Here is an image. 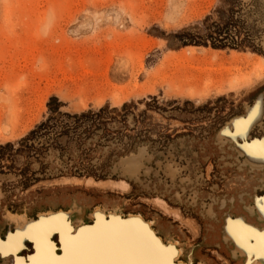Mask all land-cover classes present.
Listing matches in <instances>:
<instances>
[{
  "label": "rangeland",
  "instance_id": "obj_1",
  "mask_svg": "<svg viewBox=\"0 0 264 264\" xmlns=\"http://www.w3.org/2000/svg\"><path fill=\"white\" fill-rule=\"evenodd\" d=\"M214 22L238 23L231 24V31L239 48H214L210 41L169 45L170 34L205 42L182 29L199 26L195 35L204 34ZM254 38L260 40L257 46ZM263 87L264 0H0V147L19 151L37 133L47 137L48 133L40 135L45 126L59 127L62 123L53 121L56 115L97 113L105 106L113 117L137 115L139 124L132 134L143 130L147 135L101 139L105 148L97 144L100 135H96L86 142L96 147L92 157L103 164L113 150L114 163L140 141L161 157L159 167L149 162V172L143 173L154 180L130 179L112 169L132 184L120 180L111 182L113 186L24 187L18 178L0 175V234L8 227L12 230L11 224L28 221L20 213L35 217L78 205L76 222L83 209L114 210L119 203L115 199L121 196L129 205L116 211L139 212L156 220L158 231L166 234L170 228L158 214L180 225L194 244L205 232L208 243L203 251L222 264H232L231 245L223 237L224 220L233 214L252 216L249 203L256 191L262 193L258 186L262 182L232 144L221 147L215 136L225 120L240 112V104L251 101ZM51 96L58 97L57 112L48 105ZM173 109L182 114H166ZM127 122L134 125L132 115ZM110 127L124 128L117 123ZM252 135H264V120ZM46 139L47 144L54 142ZM59 141L65 144L67 137ZM75 146L73 140L68 150L51 148L41 160L52 168L62 166L69 156H79ZM159 147L162 150L157 151ZM145 155L141 150L120 166L132 176L142 168ZM168 166L178 169L177 177L166 175ZM24 236L15 228L6 242L0 239L3 264H19L14 255ZM220 243L228 256L214 246ZM182 246L187 248V242Z\"/></svg>",
  "mask_w": 264,
  "mask_h": 264
},
{
  "label": "water",
  "instance_id": "obj_2",
  "mask_svg": "<svg viewBox=\"0 0 264 264\" xmlns=\"http://www.w3.org/2000/svg\"><path fill=\"white\" fill-rule=\"evenodd\" d=\"M200 30L199 26H188L182 29L183 32H198ZM167 39L169 40V45L171 47L182 46V40L176 34H170ZM254 44L258 45L260 40L255 41ZM256 45V46H257ZM263 95L264 103V87L261 90ZM257 97V96H256ZM255 97V98H256ZM255 98L251 99L249 102H242L240 104V112L234 113L227 120L221 124V127L218 129L222 130L229 122L234 118L246 119L247 112L250 108L254 106ZM254 102V103H253ZM264 109V105H263ZM168 115H181V111L178 109L166 111ZM132 113H129V116ZM264 114L261 117L259 122H256L252 127L246 132L245 140H237L239 145L244 143L250 144L255 139L261 140L264 138V135L261 137H256L252 135V132L258 127H263ZM241 162L240 158L238 159ZM262 190L261 194H258L257 191L254 193V199L249 203V209L253 214H257V209L255 208V202L257 197L264 196V182L258 185ZM115 200H118L117 206L114 210H110L108 207L105 209L101 206H94L90 210H81L79 216L75 223L74 216L71 214V223L69 227L70 231L62 233L58 229H53V231L48 235L45 234L43 237V246L39 249L38 255H36V247L34 241L29 238H25L17 254L14 255V259L19 264H152L154 261H166L167 264H222L216 258L211 257L208 253L203 251L204 245L208 242L206 233H203L202 239L200 242L194 244L191 242V238L182 229L178 224H175L174 221L164 220L162 216L155 214L162 222L169 226V230L166 234L158 231V227L155 226L154 220L145 217L139 212H128L124 213L123 211H116L120 208L122 204L129 205V200L118 196ZM206 205V209L210 208L209 203L206 201L202 202ZM87 207L86 205L83 207ZM99 209V211H104L103 214L107 217L102 216V220L97 222L96 218L93 216V213ZM69 212L71 209H62L58 208L56 210H47L49 211H60ZM46 212H39L35 217L28 216L26 213H20L18 215L24 214L27 218L38 221L40 219V214ZM115 212V220H111L110 213ZM151 216L154 217V214L150 211ZM16 213H11L14 215ZM131 214H140L143 217V222L152 221V228L148 227L139 221L128 220ZM232 220L235 219V215L231 217ZM70 221V219H68ZM96 224V225H95ZM72 225V226H71ZM152 229L154 230L152 233ZM13 234L15 228L12 230L7 228L6 232L0 234L1 241H5L7 234ZM173 233L178 237L183 238V241H178L174 238ZM158 237H161L159 240ZM149 242L155 241L158 242V245L163 250L158 256H153L144 253L141 251L144 240ZM187 242V248H183L182 244ZM170 245L173 246L174 250L170 249ZM220 245V246H219ZM219 245L214 244L216 249L219 252H222L224 255H227L226 248L222 243ZM221 247V248H220ZM26 253L23 254V251ZM12 254V253H11ZM228 256V255H227ZM235 258L239 257V253L234 254ZM233 256H228L232 264H237V260ZM182 262V263H181ZM4 260L0 256V264H3Z\"/></svg>",
  "mask_w": 264,
  "mask_h": 264
},
{
  "label": "flooded vegetation",
  "instance_id": "obj_3",
  "mask_svg": "<svg viewBox=\"0 0 264 264\" xmlns=\"http://www.w3.org/2000/svg\"><path fill=\"white\" fill-rule=\"evenodd\" d=\"M48 105L50 107L61 106L56 100H51ZM107 112V108L104 106L103 109H100L97 113L84 112V114L73 116L56 115L53 121H60L62 124L59 127L54 129V127L49 126V131L45 126L43 130H40V135L48 133L47 137H39L37 135L39 133H37L36 137L32 138V140H27L26 146L24 148H20L19 151L12 150L11 148L0 147V175L18 178V181H20L24 187L34 185H46L48 187L66 185L78 186L87 185L88 183L95 187L102 186L103 184L113 186L111 182H118L120 180L132 184L131 180L118 177L117 174L113 173V163L111 161L114 154L113 150L110 153L108 161L102 164L97 161L98 158L96 156H91V153H93V150H95L96 147L86 145V142L96 135H100V139L97 143L100 146H102L101 139L113 141L116 136L119 138L126 136L131 138L132 135H134L132 138H144L147 135L142 134L143 130L137 132L134 131L133 133L135 134H132L131 131L135 130L139 124L138 116L132 112H130L132 113L134 122V125L132 126H130L127 122L129 114L127 115L123 113L119 116L113 117ZM254 119L255 116L252 119V122H254ZM113 123L120 124L124 128L112 129L110 124ZM145 133L149 132L145 131ZM62 137H67V142L65 144H62L59 141ZM41 138H51L54 142H49V144H47V139L46 142H42L40 141ZM36 140L39 141L38 144L35 143ZM73 140L76 141L77 146H75V149L79 152V156L77 158L72 159V156H69L64 165L54 166L53 168L49 162L41 160L42 155L47 153L51 148L52 150L59 151L68 150V144ZM143 142L144 141H140L138 146L141 147L140 143ZM40 143L42 146H39ZM112 143L114 144L116 142ZM102 147L105 148L107 146L103 145ZM135 147L134 142L132 147L127 149L126 152L130 153L135 149ZM160 150H162L161 147L157 149V151ZM33 158L36 159V161H33ZM145 165L146 169H149V166L147 164ZM146 169L142 168L141 171H139V175H137L135 179L147 181L154 180L155 178L145 177L143 175ZM3 185H7L6 182H4ZM41 189H43V187L40 188V190ZM258 204L261 208H263L264 198L259 199Z\"/></svg>",
  "mask_w": 264,
  "mask_h": 264
},
{
  "label": "bare ground",
  "instance_id": "obj_4",
  "mask_svg": "<svg viewBox=\"0 0 264 264\" xmlns=\"http://www.w3.org/2000/svg\"><path fill=\"white\" fill-rule=\"evenodd\" d=\"M263 105H264V103H263V95H262V93H260L255 98L254 106L252 108H250L249 111L247 112V115H246L247 117H248L249 113H251L254 108L256 109V112H257L255 114L254 122L250 126L247 127V131L252 127L253 124H255L256 122L260 121L261 117L264 114ZM247 117H246V119H247ZM246 119H242V118H239V119L237 118L236 119V118H234L231 122H229L222 130H220L216 134L215 142L218 145H220L221 147H223V146H225L227 144H232V146H233L232 148L235 151L236 155L238 157H240V156L241 157H245L243 163L246 164L253 171H258L259 172V180H260V182H264V168L257 167V166H252L249 162H247L246 161V155L244 154V152H241V150L243 148L242 145H245L246 143H244L242 145H239L237 143V140H239L240 138H241V140H245V134H246L247 131L244 132V134L242 136H237V137L234 136V132H235L234 126H236L235 122L238 121V120H246ZM225 131H227L229 133H233V135H225ZM226 136H228V137H226ZM254 141H260V140L255 139ZM252 143H250V144H252ZM140 144H141L140 145L141 147H139L137 145L135 147V149L133 151H131L130 153L126 152L123 155H120L117 158L118 161L115 160L113 165H112L113 170H119L120 172L123 173V175L125 177H128L130 179H133V178L135 179L137 177V175H139V173H140L139 171H141L142 168L146 169V167H145L146 165L145 164H147L149 162L150 163L156 162L157 166L159 167L158 161H159V158H161V157L158 156V153L155 150H151V148L148 147L144 142L140 143ZM141 150L145 151V153H146L145 157L142 160V163H143L142 168H140L139 171L136 172V174H134L132 176H129L124 171L123 166L122 165L120 166V163L124 159H128L132 155L138 154ZM125 151H127V149ZM149 152H151V154H149ZM148 172H149V169H146L144 171V174H147ZM165 173H166V175H168L170 173V175H172V177H177L179 171H178V169H171V167L168 166L167 170L165 171ZM170 175H169V178H170ZM114 185H117V184H114ZM262 198H264V196L256 198L255 208L257 209V214H253L250 211V209L248 208V210L250 211V214L252 216H249L248 214L247 215H235V219L234 220L243 218L245 220V223L248 224L249 226H252L255 229H263L264 228V222L262 220H260L259 211H258L259 210L258 209V202H259V199H262ZM253 199H254V197H253ZM76 208H80V207H78V205H77ZM76 208L72 207L69 212H64L63 210H60V211H57V212L53 211L51 214L48 213V212L42 213V214H40L41 217H40V219L38 221H34L33 219H28V221H26V220L25 221H21L19 223V225L15 226V227H14V224H11V226H12V228L13 227L16 228L19 232L26 234L32 241H34L35 245H36V249H37V254H39V252H41L39 250L41 247L44 250L43 237L45 236V234H47V235H48V233L50 234L53 231V227H55L56 229L60 230L62 233L64 232L65 235H66V232L71 230V228L69 227V224L75 223V221L73 223H71V219H72L71 214H74L76 212V210H77ZM22 215H24V214H21L19 216H22ZM93 216L97 219L96 220V224H97V222H99L100 220L103 219L102 216L103 217H107V216H105L103 214V212H100V211L96 212V215H94V213H93ZM110 216H111V220L110 221L115 220V216H116L115 213H110ZM25 217H26V215H25ZM231 217L232 216L226 217L225 220H224V223H223V237H224V240L229 242L230 245H231L230 255L229 256H233L234 257V254L239 253V257L238 258L234 257L237 260V264H246L245 255L243 253H241L239 250H237L236 245L234 244L233 241H231L230 239L228 240V239L225 238V227H226L228 221H233L231 219ZM68 219H70V221H68ZM128 220H135V221H139V222L144 223L143 222V217L140 214H131L129 216ZM155 221L156 220H154V222ZM10 223H11V219H10ZM144 224L148 227V229L152 228L151 227L152 226V222L151 221H146ZM153 231L154 230L152 229L151 232L157 234L156 232H153ZM10 234H11V232H10ZM158 239L160 240L161 237H158ZM12 241L14 242L13 238L10 240V243L13 244ZM4 242H6V240ZM15 242H16V239H15ZM3 246H5V244ZM4 248H6V247H4ZM169 248L172 249V251L174 250L172 245H170ZM1 249H2V252H4L3 248H1ZM19 249H20V247H19ZM19 249L17 250V252L19 251ZM17 252H16V254H17Z\"/></svg>",
  "mask_w": 264,
  "mask_h": 264
},
{
  "label": "crops",
  "instance_id": "obj_5",
  "mask_svg": "<svg viewBox=\"0 0 264 264\" xmlns=\"http://www.w3.org/2000/svg\"><path fill=\"white\" fill-rule=\"evenodd\" d=\"M251 124H249L248 126H250ZM234 128H235V132H234L235 137L242 136L244 134V133L243 134H237L238 129L236 126H234ZM226 137H228V136H226ZM260 141H264V138L261 139ZM257 142H259V141H257ZM248 145H251V144H248ZM241 152H244V154L246 155V161L249 162L252 166L264 168V159H262L259 156L249 155L248 151H246L244 147L242 148ZM258 209H259L258 210L259 211V218H260V220H262L264 222V211H262V209H264V207L261 208L258 204ZM241 225H245V226H247L248 229L253 230L252 232L245 234V235L251 236L253 238L243 239V237H242V243L237 242L236 236L233 235V233L239 234L241 232ZM259 233H264V228L263 229H255L252 226H249L248 224H246L245 220L243 218L236 219L233 221H228L227 225L225 227L226 237L228 239H230L231 241H233L234 244L236 245L237 250H239L241 253H243L245 255L247 264H264V256L258 254L259 253V247H258V234ZM25 238H29V237L26 236ZM242 244H243V246H242Z\"/></svg>",
  "mask_w": 264,
  "mask_h": 264
},
{
  "label": "snow or ice",
  "instance_id": "obj_6",
  "mask_svg": "<svg viewBox=\"0 0 264 264\" xmlns=\"http://www.w3.org/2000/svg\"><path fill=\"white\" fill-rule=\"evenodd\" d=\"M256 114V109L254 108L252 112L249 114L247 120H238L235 122V125L238 129L237 134H243L247 131V126L252 122V119L254 118ZM225 135H233V133H229L225 131ZM242 147L245 148L246 151H248L249 155H255L259 156L262 159H264V141H254L251 145L245 144L242 145ZM264 211V209H262ZM231 231V230H230ZM253 230H250L245 225H241V232L239 234L233 233L234 236H236L237 242L242 243V237L243 239H249L253 238L251 236L245 235L246 233L252 232ZM243 246V244H242ZM258 247H259V255L264 256V233L258 234ZM141 251H143L146 254L158 256L163 250L158 245V242L148 240H144ZM152 264H167L166 261H154Z\"/></svg>",
  "mask_w": 264,
  "mask_h": 264
},
{
  "label": "trees",
  "instance_id": "obj_7",
  "mask_svg": "<svg viewBox=\"0 0 264 264\" xmlns=\"http://www.w3.org/2000/svg\"><path fill=\"white\" fill-rule=\"evenodd\" d=\"M231 24L235 25L238 23L233 22ZM231 24L229 25V22H214L213 26L210 27L206 33L199 34V35H195L196 33L186 31L192 37L200 36V38H202L205 42H202L198 38H190V39L182 38L181 40L183 42V45H189V44H193V45L205 44L206 45V43L210 41L211 45L214 48L230 47L232 49H237V48H239V45L236 42L238 38H236L235 33L233 34V32L231 31V28H232ZM183 33H185V32H183ZM57 99H58L57 96H51L50 97V101L51 100H57ZM51 108L54 109V111H57V109H58L55 106L54 107L51 106ZM75 154L76 153L73 152V156Z\"/></svg>",
  "mask_w": 264,
  "mask_h": 264
}]
</instances>
